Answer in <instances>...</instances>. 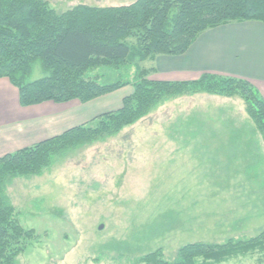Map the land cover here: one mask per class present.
<instances>
[{
  "label": "rangeland",
  "instance_id": "rangeland-1",
  "mask_svg": "<svg viewBox=\"0 0 264 264\" xmlns=\"http://www.w3.org/2000/svg\"><path fill=\"white\" fill-rule=\"evenodd\" d=\"M43 1L61 14L78 5L120 7L136 0ZM147 63L139 66L149 68ZM42 77L36 64L30 81ZM123 88L80 104L85 122L104 112L94 113L97 109L120 108L133 92L131 86ZM80 106L71 103L56 116L70 120ZM227 119L234 128L251 127L255 139L230 134ZM79 124L70 120L67 128ZM261 155L262 135L240 97L200 92L164 100L120 132L54 157L41 174L10 181L5 193L16 218L34 231L16 264H139L140 256L158 249L168 260L188 243L254 237L264 229V217L250 218L247 212L259 204L242 209L238 190H227L224 179L230 160L257 173ZM220 264H264V253Z\"/></svg>",
  "mask_w": 264,
  "mask_h": 264
},
{
  "label": "trees",
  "instance_id": "trees-1",
  "mask_svg": "<svg viewBox=\"0 0 264 264\" xmlns=\"http://www.w3.org/2000/svg\"><path fill=\"white\" fill-rule=\"evenodd\" d=\"M250 21L264 23V0H136L120 7L78 5L61 14L43 0H0V79L7 78L18 90L21 107L46 102L85 104L126 86L133 89L120 108L0 158V264H16L34 237L33 230L18 222L5 193L10 181L41 174L54 157L120 132L164 100L200 92L238 96L264 142V100L248 81L212 74L192 82L149 79L157 56H181L205 31ZM145 62L149 68L139 66ZM36 64L43 77L30 81ZM94 70L99 73L90 76ZM226 121L230 134L255 139L251 127L234 128L232 120ZM260 158L261 169L255 174L231 160L225 173L224 185L238 190L242 209L259 204L256 211L247 212L250 218L264 217V158ZM257 252L264 253V229L249 239L188 243L168 260L158 249L136 262L220 264Z\"/></svg>",
  "mask_w": 264,
  "mask_h": 264
},
{
  "label": "crops",
  "instance_id": "crops-1",
  "mask_svg": "<svg viewBox=\"0 0 264 264\" xmlns=\"http://www.w3.org/2000/svg\"><path fill=\"white\" fill-rule=\"evenodd\" d=\"M152 67L155 72L150 77L160 81L195 80L203 74L243 79L256 88L264 99V23L233 22L205 31L183 55L157 56L152 61ZM71 103L81 104L77 101ZM71 103L46 102L21 107L18 90L7 78H1L0 158L60 135L69 129L67 124L70 120L85 123L87 116L83 115L81 106L77 115L70 120L56 116ZM98 111L105 113L108 110L97 109L94 113Z\"/></svg>",
  "mask_w": 264,
  "mask_h": 264
},
{
  "label": "water",
  "instance_id": "water-1",
  "mask_svg": "<svg viewBox=\"0 0 264 264\" xmlns=\"http://www.w3.org/2000/svg\"><path fill=\"white\" fill-rule=\"evenodd\" d=\"M100 229H102V227H100Z\"/></svg>",
  "mask_w": 264,
  "mask_h": 264
}]
</instances>
